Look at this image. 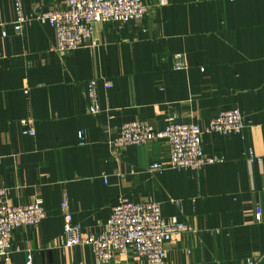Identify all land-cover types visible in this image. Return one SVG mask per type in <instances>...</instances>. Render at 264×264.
Segmentation results:
<instances>
[{
    "label": "crops",
    "instance_id": "0c3cea01",
    "mask_svg": "<svg viewBox=\"0 0 264 264\" xmlns=\"http://www.w3.org/2000/svg\"><path fill=\"white\" fill-rule=\"evenodd\" d=\"M143 1L151 6L143 20L96 22L94 45L61 53L51 24L31 20L17 32L15 0H0V186L11 205L41 199L46 210L37 226L14 231L9 262L0 264H24L28 252L37 264H96L89 246L58 245L61 203L83 234H96L120 195L161 202L166 218L190 226L166 245L165 264H264V0ZM22 6L31 15L64 0ZM92 79L98 114L88 111ZM233 108L247 127L204 133L215 162L201 170L171 167L163 139L111 151L125 122L204 127ZM28 117L34 135L23 132ZM113 264L142 263L116 252Z\"/></svg>",
    "mask_w": 264,
    "mask_h": 264
},
{
    "label": "built area",
    "instance_id": "2783aa9c",
    "mask_svg": "<svg viewBox=\"0 0 264 264\" xmlns=\"http://www.w3.org/2000/svg\"><path fill=\"white\" fill-rule=\"evenodd\" d=\"M166 0H159L163 5ZM151 6L143 0H64V7L48 11H36L27 15L23 11L22 0H15L16 19L14 28L20 32L23 25L31 20L49 23L55 30L56 50L61 53L73 52L86 45H94L93 25L96 22L141 21ZM178 67L182 66V54H176ZM97 79L89 81L90 105L88 111L98 114L101 111L97 95ZM108 88L112 83L106 81ZM23 132L34 135V120L30 117L21 120ZM247 127L243 113L238 108L222 110L209 123L202 127L197 123L169 122L164 128H156L148 120L125 122L119 134L110 141L111 151L118 156L131 145H142L152 140L163 139L170 144V165L177 169L201 170L214 163L215 158L204 154L203 134L217 132L224 136L242 133ZM83 144V134L79 132ZM163 168L154 163L152 170ZM9 190L0 186V258L9 262L13 246V234L17 228L37 226L46 217L41 199L11 205ZM64 211V226L59 237L61 248L87 245L91 248L96 264H113L116 252H133L142 264H165L166 245L173 236L190 230V226L177 218H166L162 203L158 201L136 202L124 195L117 198L112 206L105 227L94 234H83L82 228L73 220L69 202L61 203ZM261 208L257 207L256 217L261 218ZM264 258V253L262 255ZM258 259L247 258L240 264H257ZM24 264H37L32 252L27 253Z\"/></svg>",
    "mask_w": 264,
    "mask_h": 264
}]
</instances>
